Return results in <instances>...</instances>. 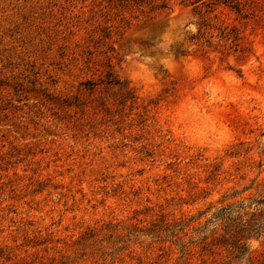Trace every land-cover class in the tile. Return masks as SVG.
Wrapping results in <instances>:
<instances>
[{
  "label": "rangeland",
  "instance_id": "rangeland-1",
  "mask_svg": "<svg viewBox=\"0 0 264 264\" xmlns=\"http://www.w3.org/2000/svg\"><path fill=\"white\" fill-rule=\"evenodd\" d=\"M261 199L264 0H0V264H264Z\"/></svg>",
  "mask_w": 264,
  "mask_h": 264
},
{
  "label": "trees",
  "instance_id": "trees-1",
  "mask_svg": "<svg viewBox=\"0 0 264 264\" xmlns=\"http://www.w3.org/2000/svg\"><path fill=\"white\" fill-rule=\"evenodd\" d=\"M133 4H141L146 0H131ZM226 1V0H225ZM255 205L262 206V209L257 213L258 216L263 217L264 219V199L254 201ZM241 210H244L242 204L237 205H227L226 207L221 208L216 214L213 215L212 221H220L223 223L224 232L226 235H230L233 238L232 243V252L235 253V256L238 257L245 253L246 243L245 240L248 238L243 237L240 233L244 232L248 235L256 234L260 231V222L258 219L254 218L256 212L251 214L248 212L240 213ZM250 214L251 218L245 220L244 217ZM263 214V215H262ZM216 230H213L215 233ZM223 238V237H222ZM205 240V237L203 238Z\"/></svg>",
  "mask_w": 264,
  "mask_h": 264
}]
</instances>
